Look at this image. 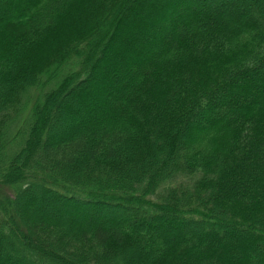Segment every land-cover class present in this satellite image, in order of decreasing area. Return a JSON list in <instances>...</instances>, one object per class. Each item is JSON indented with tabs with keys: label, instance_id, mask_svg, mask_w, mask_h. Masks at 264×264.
Listing matches in <instances>:
<instances>
[{
	"label": "trees",
	"instance_id": "1",
	"mask_svg": "<svg viewBox=\"0 0 264 264\" xmlns=\"http://www.w3.org/2000/svg\"><path fill=\"white\" fill-rule=\"evenodd\" d=\"M0 264H264V0H0Z\"/></svg>",
	"mask_w": 264,
	"mask_h": 264
}]
</instances>
